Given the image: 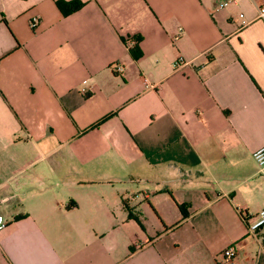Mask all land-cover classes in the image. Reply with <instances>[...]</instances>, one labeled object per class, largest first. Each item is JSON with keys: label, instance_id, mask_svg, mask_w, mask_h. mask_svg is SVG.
<instances>
[{"label": "crops", "instance_id": "obj_1", "mask_svg": "<svg viewBox=\"0 0 264 264\" xmlns=\"http://www.w3.org/2000/svg\"><path fill=\"white\" fill-rule=\"evenodd\" d=\"M74 1L0 0V264H264V0Z\"/></svg>", "mask_w": 264, "mask_h": 264}, {"label": "built area", "instance_id": "obj_2", "mask_svg": "<svg viewBox=\"0 0 264 264\" xmlns=\"http://www.w3.org/2000/svg\"><path fill=\"white\" fill-rule=\"evenodd\" d=\"M235 1V0H225L223 1L220 6H226L228 3ZM242 16V14H240ZM257 17L264 23V5H261L258 7ZM38 23V18L33 16L30 19V26L32 28H35ZM131 43L128 42V46H130ZM114 68L116 70H120V65H115ZM253 157L258 164V166L263 167L264 166V145L260 146L256 150L253 151ZM7 224V221L4 219L2 215H0V229L3 228ZM264 224V208L259 212V214L251 221L249 224V228L251 230H255L256 228L260 227ZM237 255V247L235 245H230L226 248H224L220 253H218L215 258L218 261L217 264H235Z\"/></svg>", "mask_w": 264, "mask_h": 264}, {"label": "trees", "instance_id": "obj_3", "mask_svg": "<svg viewBox=\"0 0 264 264\" xmlns=\"http://www.w3.org/2000/svg\"><path fill=\"white\" fill-rule=\"evenodd\" d=\"M57 4H58V7H59L60 11L62 12V14H68V13H71V12L75 11L76 9L80 8L82 5V2L79 0H76V1H74L73 4H68V3H63V2H58ZM132 43L133 44H132V46H130L129 52L133 58H137L141 54V52L138 48V45H137V40L132 41Z\"/></svg>", "mask_w": 264, "mask_h": 264}]
</instances>
